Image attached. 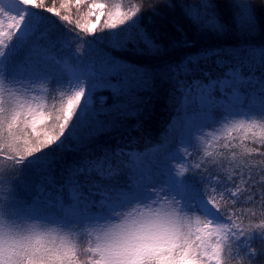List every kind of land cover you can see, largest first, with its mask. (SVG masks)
<instances>
[{"label":"snow or ice","instance_id":"obj_1","mask_svg":"<svg viewBox=\"0 0 264 264\" xmlns=\"http://www.w3.org/2000/svg\"><path fill=\"white\" fill-rule=\"evenodd\" d=\"M233 8L238 26L254 31V6L235 0ZM142 15L108 0H0V264H264V192L254 190L264 185V159L251 160L264 157V49L214 48L168 65L160 75L173 81L170 100L185 113L172 126L176 143L85 153L62 169L56 194L47 191L65 153L107 131L113 115L136 114V92L151 74L100 45L123 49L138 36L159 51L138 26ZM205 24L222 30L215 18ZM211 56L228 71L195 79L196 62ZM100 90L113 94L111 108L104 96L96 106ZM217 125L223 135L206 131ZM17 170L44 178L40 196L21 197L27 185Z\"/></svg>","mask_w":264,"mask_h":264},{"label":"trees","instance_id":"obj_2","mask_svg":"<svg viewBox=\"0 0 264 264\" xmlns=\"http://www.w3.org/2000/svg\"><path fill=\"white\" fill-rule=\"evenodd\" d=\"M108 2L121 3L125 7L140 6L143 15L139 20V28L143 29L145 34L161 47L157 52H150L136 36L137 42L129 41L123 49H113L108 46L107 42H102L101 51L122 63L150 73L151 83L145 89L136 92V96L142 102L135 105V110H137L135 115L126 117L113 115L111 120L114 121V125L110 126L107 131L94 136L90 142L82 146L80 152L64 154L63 158L54 166L53 183L47 188L51 195H55L56 189L61 187L62 169L73 165L85 153L100 155L102 149L113 151L123 149L126 152L131 148L143 149L176 139V133L172 126L178 127L181 119L185 117V113L178 111V108L170 100L173 81L160 75L168 65H179L186 57L197 56L208 49H240L241 56L246 55L245 50L249 47L264 49V0H245V2L252 4L255 9L257 27L254 31H248L238 26L236 21L238 10L233 8L235 0H108ZM193 9L203 14L201 20L194 21L188 15V11ZM83 11L86 9L82 8L81 12ZM72 14L75 18L76 10L74 8ZM212 18H215L222 25V30L205 24V21ZM103 21L104 17L101 18L96 35H103L99 31ZM126 27L127 25H121L115 30L106 29L105 33ZM133 33L135 35V29ZM73 47L79 48L81 46L74 44ZM80 54L84 55L83 52ZM219 58L231 61L232 64L236 62L233 57L228 55ZM217 59L218 57L211 56L207 60L197 61L196 64L201 71L195 73V79L208 82V77L203 75L204 72L209 73L212 78L223 76L228 71L229 65L220 67L216 64ZM192 67L193 64H189V68ZM241 72L244 76L249 75L247 67H242ZM256 75H260L259 70H257ZM180 78H186L189 82L193 79L191 75ZM100 96L107 97L105 107L111 108L114 102L111 91L100 90L96 92L95 97L99 98ZM96 106L99 107V99H96ZM188 115L191 116V113ZM99 119L106 124L110 123L109 117L104 115H101ZM213 130L218 136L224 133L220 125H217L215 129H206V131ZM261 159L264 157L253 156L251 158L252 163ZM16 175L23 176L27 185V188L20 192L23 199L32 200L40 196L38 188L44 179L43 177L31 172L24 173L23 170H17ZM255 179L259 180V177H255ZM242 187H246V185H242ZM254 190L264 192V185L257 184ZM64 197L65 199L68 198L67 191L64 192ZM241 207H250V205H237L236 210L240 211ZM81 242L83 243V240ZM260 243L262 242L257 240L253 246H259Z\"/></svg>","mask_w":264,"mask_h":264},{"label":"rangeland","instance_id":"obj_3","mask_svg":"<svg viewBox=\"0 0 264 264\" xmlns=\"http://www.w3.org/2000/svg\"><path fill=\"white\" fill-rule=\"evenodd\" d=\"M93 22H95L94 18H93ZM101 22V21H100ZM99 26V25H98ZM95 99H99V98H96ZM171 143H176V139H172V140H167L166 142H163V143H160L158 146H154L155 148H159L161 146V144H164L165 147H167L169 144ZM181 146V145H180ZM174 163H179V161H174Z\"/></svg>","mask_w":264,"mask_h":264}]
</instances>
